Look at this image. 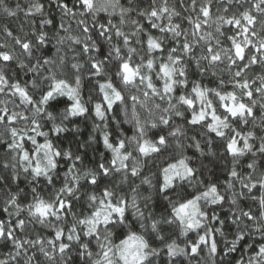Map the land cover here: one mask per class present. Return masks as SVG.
<instances>
[{
  "label": "snow or ice",
  "instance_id": "snow-or-ice-1",
  "mask_svg": "<svg viewBox=\"0 0 264 264\" xmlns=\"http://www.w3.org/2000/svg\"><path fill=\"white\" fill-rule=\"evenodd\" d=\"M54 3L62 13L58 27L54 18H41L36 25L34 18L45 13L40 0H29L24 8L0 0V11L8 17L23 12L26 22L22 34H14L8 25L0 29L5 36L0 43V64L5 66L0 68V137L6 138L11 154L3 169H12L0 181L9 183L22 173L31 185L30 198L26 195L22 202L9 184L2 209L9 219H0V240L8 251L0 264H77V257L79 264H158L162 254L168 264H175L174 258L191 261L204 251L205 264H217L216 235H224L225 220L212 206L225 201L233 209L229 219L236 230L225 241L223 256L253 233L264 241V171L255 160L247 164L252 170L248 174L237 170L246 153L264 159V134L239 127L251 123L255 129L258 109L264 133V0H224L215 13L213 0H179V7L189 13L180 22L182 13L169 0H150L145 7L140 6L143 0H129L127 7L120 0ZM102 12L108 16L106 23L97 20ZM63 18L75 20L80 35H72ZM184 21L189 27H183ZM47 26L55 29L52 36ZM53 39L55 58L44 54ZM66 43L80 46L78 55L86 58L87 69L78 60L67 65L60 54ZM12 64L32 79L21 83L10 76L5 69ZM85 70L93 82L87 100L82 95ZM209 76L215 78L214 86L204 83ZM90 112L92 132L98 136L90 134L78 148L102 142L105 151L89 167L53 137L67 133L72 118ZM176 118L185 123H176ZM110 122L130 124L131 135L118 131L114 136ZM189 125L203 129L201 136L214 134L232 158L223 189L217 182L205 183L201 168L185 154L187 148L201 155L205 147L209 152L213 148L211 139L202 146L195 136L189 138ZM189 139L191 144L186 143ZM165 153L155 176L145 175V165ZM62 160L66 170L61 177ZM257 190L259 195H254ZM153 196L166 202L159 215L150 210ZM244 198L257 205L255 211L238 207ZM34 229L47 235H33ZM191 233L194 239H188ZM249 250L247 261L241 257L236 264H264V242L246 245Z\"/></svg>",
  "mask_w": 264,
  "mask_h": 264
},
{
  "label": "trees",
  "instance_id": "trees-1",
  "mask_svg": "<svg viewBox=\"0 0 264 264\" xmlns=\"http://www.w3.org/2000/svg\"><path fill=\"white\" fill-rule=\"evenodd\" d=\"M29 0H6V3L10 7H15L17 3L21 5L22 8L27 7ZM45 6V13L44 16L41 17L37 15L34 20L36 25L38 26L39 20L41 18L44 19H50L54 18L55 24L58 27L62 20V13L60 10L55 6L54 0L50 3V0H40ZM73 0H67V3L69 6L72 5ZM120 3L124 5L125 7L128 6L129 0H120ZM150 3V0H143V3L140 5L141 7L147 6V4ZM190 3V0H189ZM169 4H176L177 10L181 11L182 15L179 20L176 22H180L183 19V16L188 15V12H184L183 9L179 7V0H169ZM224 4V0H213V8L212 11L215 13L217 12L218 7H222ZM247 6V5H245ZM190 11V10H189ZM232 11H236V9H232ZM133 17H135V12L131 14ZM108 16L106 13H99L97 16V20L99 22H107ZM118 19V17H117ZM89 21V27L92 26L91 18H88ZM63 22L65 23V27H71L72 29V35H80V29L78 28L75 20L69 19V18H63ZM114 22H116L114 20ZM25 17L23 12L19 13L16 17H8L6 16L2 11H0V29L3 28L4 25H8L10 30L14 32V34H22L20 29L21 25L25 24ZM145 24H147V21H144ZM183 27H189L187 25V22H183ZM46 30L49 31V35L52 36L55 32V29L52 28V26H47ZM126 31L130 30V27L125 28ZM25 31H28V28H25ZM61 35H65L64 32L60 33ZM155 34V33H154ZM93 36V39H97V34L95 31L91 33ZM83 38V37H82ZM5 42V36L2 31H0V43ZM115 42V41H114ZM104 45V50H107V43L105 41H100ZM61 47V53L62 55H65L66 57V63L70 67V65L73 62H76L77 60L81 63L85 64V69H87V61L86 58H82L78 55L80 52V46L76 45H70L66 43L65 45L60 46ZM72 49V50H70ZM56 50L57 46L55 44V40L53 39L49 44L45 46V55L51 56L55 58L56 56ZM197 54H199V49L196 50ZM99 58V56H98ZM35 62V59L33 58V63ZM5 67L3 64H0V68ZM254 68H257V71L259 70L257 66H253ZM10 76H12L15 79H19L21 83H24L26 81H29L32 79V74H27L26 70L21 71L15 64L7 66L5 69ZM193 71H195V66L193 65ZM84 79L82 81V95L87 100L89 91L92 88V80L88 77L87 71L83 73ZM225 79H227V74L225 73ZM249 75H254V73L250 72ZM194 78L200 79V77L197 75ZM211 82V83H210ZM215 78L209 76L204 79L205 84H209L210 86L215 85ZM230 90V86H229ZM134 91V90H133ZM4 98V97H0ZM64 99V98H60ZM122 107V106H121ZM130 107V102H129ZM59 108L62 110L63 104L59 105ZM117 112H119V108H117ZM257 114V124L256 128L253 129L252 124L249 123L247 126L240 124L239 127L243 129L244 131L248 130H254L257 132V135L264 134L260 132L259 129V110H256ZM112 114H109L111 116ZM121 121H123V116L118 117ZM94 123V117L92 116V113L90 112L86 117H78V118H72V123L68 125L69 131L67 133L60 134L59 139H53L55 140V143L63 148H70L72 151L77 152V154H80L83 157V164L86 166H92V164L99 159V153L102 151H105L102 145V142L95 143L93 142L91 144V147L88 148H78L79 144H83L85 141H87L88 136L91 134L93 136H98V133L92 132V125ZM176 123L178 124H184V120L180 118H176ZM48 126H45L43 130L47 131ZM73 126H75L76 131H72ZM2 127V126H0ZM113 135L115 136L118 131H123L127 135H131L132 132V126L127 123H121L119 126H117L115 123L110 122V129H109ZM168 129L164 130V134ZM204 131L199 126H187L186 132L187 136L191 138L192 136H195L198 140L203 141L211 139L213 141V148L212 151L209 152L207 147H205L204 154L201 155L200 153L196 152L194 148H187L185 150V154L189 157L193 158L195 160L194 166L201 168V176L205 183L211 181V182H217L220 184L221 188L223 189L225 186V180H226V174L227 171L230 170L232 167V158L230 156H227L223 150L222 144L219 140V138H215L214 134L212 136H201V132ZM6 138L0 137V175H7L10 176L12 169L9 167L7 171L3 169L4 163L11 161V154L6 148V144L4 143V140ZM10 139V138H7ZM186 143L191 144L192 141L189 139L186 141ZM259 141H255V144L258 146ZM30 147V145H29ZM168 153L164 154V157H153L152 161H149L144 169L143 172L145 175L152 173L153 176H155V173L157 172L158 168L163 166L164 164V158L167 157ZM252 160L256 161V166L259 171H264V159L260 157L259 154H257L255 157L252 156L251 153H246L245 156L239 158V163L237 165V170L241 172L242 174H248L251 172V169L247 168V164L251 162ZM68 163H71L69 161ZM61 177L63 175V172L66 170L65 162L61 161ZM136 184H139L140 181L136 180ZM9 184L11 186V191H18L19 196L22 200V202H26V195L27 198H30V188L31 185L28 183V181L25 179L24 175L21 173L16 180H9V183H5L4 181H0V219L5 220V222L8 221L9 217L7 213H3V201L7 195V191L9 190ZM43 188V185H41ZM147 188V185L142 186V191ZM124 190L127 191V186H124ZM236 190L239 191V184H236ZM47 191V190H45ZM189 192L193 191L192 188L188 189ZM144 194H147L146 192ZM230 195V193H228ZM254 195H259L258 190L254 191ZM166 207V202H163L159 200L157 197L153 196V200L150 204V210L157 213V215L161 214L164 211V208ZM238 207L242 208L243 210H248L250 207L255 211L257 205L253 204V202L248 199L244 198L241 199L238 203ZM81 209V205L77 204L75 210L79 211ZM212 210L216 212L217 215H219L220 219L225 220V224L221 227H223L224 235L221 236L219 234L216 235V239L219 245V252L220 255L215 257V260L217 261V264H236L237 260H240L241 257H243V260L246 262L248 259V256L251 255V250L245 251V246L252 244L255 245V243L264 242L260 240L258 233H253L249 236L248 239L243 241L240 244H237V250L233 253H230L227 257L223 256V248L226 240H231L233 238V234L236 230V226L232 224L229 217L233 215V209L231 205L225 201L222 203V206L216 207L212 206ZM26 215V214H25ZM216 223V222H213ZM216 226H220L217 224ZM33 235H35L37 232L40 235H47V232L40 229H34L31 230ZM165 231H170V229H165ZM19 235V232L17 233ZM195 234L191 233L189 234L188 239H194ZM183 240L184 238H181V245L183 246ZM3 241L0 240V258H4V253L8 251L7 247H3ZM156 246H159L157 243ZM31 254V253H30ZM75 255V253H73ZM201 256L204 257V260H201ZM201 256L195 257L191 261L187 257L180 256L178 258H174L175 264H205V261L208 259L206 251L201 253ZM223 258V259H222ZM42 259V258H41ZM77 264H79V260L77 257ZM154 264H157L156 261H154ZM158 264H168V258L165 255H161L159 258Z\"/></svg>",
  "mask_w": 264,
  "mask_h": 264
}]
</instances>
